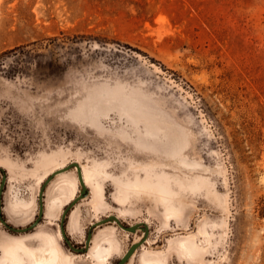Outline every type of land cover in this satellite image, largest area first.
Listing matches in <instances>:
<instances>
[{
  "label": "rangeland",
  "instance_id": "obj_1",
  "mask_svg": "<svg viewBox=\"0 0 264 264\" xmlns=\"http://www.w3.org/2000/svg\"><path fill=\"white\" fill-rule=\"evenodd\" d=\"M71 161L89 176L74 246L117 214L150 231L125 264H264V0H0L7 223L29 225ZM79 187L59 173L35 228L0 222V264L51 243L59 264H115L142 231L109 221L72 251L57 222Z\"/></svg>",
  "mask_w": 264,
  "mask_h": 264
},
{
  "label": "water",
  "instance_id": "obj_2",
  "mask_svg": "<svg viewBox=\"0 0 264 264\" xmlns=\"http://www.w3.org/2000/svg\"><path fill=\"white\" fill-rule=\"evenodd\" d=\"M75 168L76 169V175H77V179L79 182L80 187L78 188V193L76 195V197L74 199H72V201H70L62 210V213L60 215V219L59 222H57V224L59 225V230L61 233V236L63 237L65 243L67 244L68 248H70L72 251H75L77 253H84L86 252L89 247H90V243H91V239L93 236V230L95 227L102 225L103 223L109 222V221H113L116 222L117 225L119 227H121L122 229L128 231V232H135L137 229H140L142 231V235L140 237V239L138 241L133 242L128 249L124 252V254L120 257V259L115 263V264H125L128 262V260L131 258V256L133 255V253L135 252V250L139 247H141V245L147 240L148 235H149V225L145 222H136V223H132V224H123V222L119 219V217L117 216V214H107L105 217L99 219L98 221H93L87 232H86V236H85V240H84V244L82 246H74L70 239H68L67 235H66V217L68 216L69 212L71 211V209L74 207V205L83 197H85L88 193H89V189H87V185L85 183V180L83 178V172H82V168L81 165L76 162V161H71L70 163H68L67 165H65L64 167H62L61 169H57L52 171L49 175H47V177L42 181V183L40 184V188L38 191V213L35 216V219L27 226L25 227H15L13 225H10L7 223V220L2 216V210H3V201H2V193H3V189L5 186V182L7 180V176L6 174L3 172L1 178H0V222L7 227L8 229L14 231V232H18V233H24L29 231L30 229L35 228L41 221V219L44 216V190L46 185L49 183V181L57 174L68 171L71 168ZM2 170V169H0Z\"/></svg>",
  "mask_w": 264,
  "mask_h": 264
},
{
  "label": "bare ground",
  "instance_id": "obj_3",
  "mask_svg": "<svg viewBox=\"0 0 264 264\" xmlns=\"http://www.w3.org/2000/svg\"><path fill=\"white\" fill-rule=\"evenodd\" d=\"M77 162V161H76ZM65 166V165H64ZM64 166H61V167H57L56 169L54 170H57V169H61L62 167ZM83 169V167H82ZM53 170V171H54ZM83 172V178L85 180V183H89V176L88 174L82 170ZM88 188V187H87ZM76 197V196H75ZM74 197V198H75ZM73 198V199H74ZM72 201V200H71ZM72 210V209H71ZM99 219H97L96 221H98ZM142 222H145L147 223V221H142ZM93 237V236H92ZM92 241V239H91ZM19 243L25 247L24 243L23 242H20ZM91 245V243H90ZM142 246V245H141ZM90 248V247H89ZM112 249L114 250L115 249V246L114 244H112V246H110L109 248H105L104 250H99L97 249L95 252H91V254L97 259V261L99 262H103V263H109L110 262V259L112 258L113 256V253H112ZM185 249L189 252V253H192L194 251V248L193 247H185ZM89 250V249H88ZM87 250V251H88ZM86 251V252H87ZM84 252V253H86ZM61 258V255H60V249L59 247L57 246V244L55 243H51L49 245V247L46 249V252H45V255H42L40 257H36L34 259L35 261V264H59V260Z\"/></svg>",
  "mask_w": 264,
  "mask_h": 264
},
{
  "label": "flooded vegetation",
  "instance_id": "obj_4",
  "mask_svg": "<svg viewBox=\"0 0 264 264\" xmlns=\"http://www.w3.org/2000/svg\"><path fill=\"white\" fill-rule=\"evenodd\" d=\"M0 171H2V170H0ZM3 172V171H2Z\"/></svg>",
  "mask_w": 264,
  "mask_h": 264
}]
</instances>
